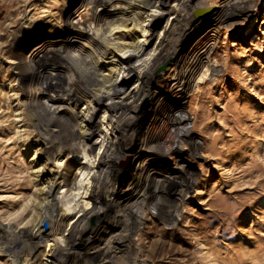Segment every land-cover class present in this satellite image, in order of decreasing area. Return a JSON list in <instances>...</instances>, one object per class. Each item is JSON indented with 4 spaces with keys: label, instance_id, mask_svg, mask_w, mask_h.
I'll return each mask as SVG.
<instances>
[{
    "label": "rangeland",
    "instance_id": "1",
    "mask_svg": "<svg viewBox=\"0 0 264 264\" xmlns=\"http://www.w3.org/2000/svg\"><path fill=\"white\" fill-rule=\"evenodd\" d=\"M139 1L145 8L122 0H0V233L4 228L31 229L34 220L49 217L34 261L54 264L55 254L66 246L63 236L79 218L76 206L87 189L88 195L95 190L100 149L110 141L105 116L122 111L113 106L106 113L89 94L70 100L69 88L55 90L52 114L69 109L78 114L77 132L86 136L91 149L77 155L59 144L47 148L46 129L37 127L36 109L27 103L44 100L41 88L53 83V78L20 79L27 63L21 64L20 71L14 62L54 55L59 56L58 66L74 76L84 59L85 66L102 75L96 90L107 92L126 81L128 90L122 94L126 101L132 88L143 86L150 94L140 104L133 126L121 133L116 146L125 159L107 176L102 212L75 244L79 258L74 262L99 264L104 250L111 248L114 254L107 264H264V0H249L250 9L240 10L243 13H238L241 0H204L186 25L175 12L184 0H167L164 10L156 0ZM103 4L111 5L112 16L100 15ZM91 19L92 28L86 31L83 23ZM97 38L126 45L131 60L122 58L121 49L101 47ZM145 45L144 54L134 59ZM205 47H213L210 55L204 53L205 67L193 60L184 65L190 53L196 56ZM160 52V64L169 57L172 62L158 66L143 84L139 75ZM197 66L196 84L187 98L181 97ZM182 68V75L176 77ZM127 69L134 72L127 75ZM182 105L181 120L190 122L189 135L182 130L187 136L184 142L173 137L169 149L176 145L181 159H170L161 143ZM92 121L96 124L90 130ZM67 168L73 170L68 177L73 184L70 192L57 188L66 179L57 174ZM156 181H165L173 192H184L181 215L172 225L150 204L135 233L137 216L143 212L135 204L138 195ZM55 197L63 199L61 204L48 205L46 214L45 206ZM149 199L156 200L152 195ZM62 214L66 215L63 221ZM56 238L59 245L50 241ZM9 239L17 245L29 238L27 233ZM11 256L0 254V264H13ZM23 258L21 264L29 260Z\"/></svg>",
    "mask_w": 264,
    "mask_h": 264
},
{
    "label": "bare ground",
    "instance_id": "2",
    "mask_svg": "<svg viewBox=\"0 0 264 264\" xmlns=\"http://www.w3.org/2000/svg\"><path fill=\"white\" fill-rule=\"evenodd\" d=\"M122 1L133 4L137 9H141L142 7L145 8L144 3L140 2L139 0L132 1V2H129L127 0H122ZM156 1L160 2L159 5L161 6V8H163V10L164 8L169 6L167 0H156ZM248 1L249 0L239 1L240 7H239L238 13L240 12L243 13V11H240V10L250 9L248 5ZM204 2H205L204 0L202 1H197V0L182 1L181 7L175 11L176 17L178 18V20L185 22V25H186L187 21L190 20L191 14H193L194 12L193 10H195L196 8H199L201 4ZM156 5L158 4L156 3ZM102 6H103L102 9L104 10V12L101 13L100 15L108 14L107 16H112V14H109V12H111L110 10L111 5L103 4ZM100 12L97 11V15H99ZM87 15H85L84 19H88L86 17ZM161 15L163 16L165 15V13L162 11ZM27 19L30 20L31 17L27 16L26 20ZM92 22L93 21L91 19V21L88 20L85 23H83V27H85L86 31L92 28L91 27L92 25L88 26V24H91ZM24 25L26 26L27 24L25 23ZM203 26L204 24H201L199 26V31H198L199 33L200 32L202 33ZM184 31H185V28H184ZM205 38L206 37H204L203 40ZM99 39L101 38H97L95 40L96 41L98 40L97 42L99 43L101 47L107 48L108 51L121 49L122 54H123L122 58H127V61L131 60L130 57L129 58L127 57L128 55L126 56L127 54L126 45L118 44L117 42L114 44V42L112 43L111 39H106L105 41H103L102 39L101 40ZM206 39L204 41H206ZM15 44L17 45V43ZM147 45H148V40H147ZM14 47L16 46L14 45L13 48ZM212 48L213 47H208V48L205 47L196 56L191 55L190 53L187 56L188 60H186L184 65L186 66L193 60V62L199 61L198 63L201 66L205 67L206 64L208 63V57L207 55L205 56L204 53L206 51H209V55H210ZM158 49L162 50L160 46ZM62 50L63 51L61 52L64 55H66L67 51H65V48H63ZM146 50H147V46L145 45L143 49L137 55L133 56V58L134 59H138V57L140 58V56H142V54H144ZM160 54L161 52L155 57V59L152 62V65H149L144 70V72L139 75V81H142L143 84L147 81L148 77H151L153 73L155 74V70L157 69L158 66L161 67V64L163 63L167 62L169 64L172 62L171 57H169L165 62L160 64L158 62ZM14 55H15V52H14ZM15 57L17 58L18 56L15 55ZM57 57L59 56L50 55V57H47L48 58L47 59L46 56L39 55L35 59L24 58L25 60H22L20 64L16 60L14 62L15 70H20V71L22 69L20 66L23 65V62L27 63L24 65L27 67V69L22 70L19 73L20 79L24 78L26 80L28 79L32 81L33 78H36L38 76H47V78L51 76V78H53V83L51 84L47 83L48 84L47 86H45L44 88H41L42 89L41 93H43L45 96L44 100H40V99L36 101L29 100V102L27 103L28 106H31V107L33 106L36 109L33 113V118L37 121V127L42 128V126H44L46 129L47 138L44 140V145H46L47 148H50V147L53 148L54 146H56V144H59L62 149L69 148L71 150L70 151L71 154L76 153L77 155L82 154L83 151L84 153H86L87 150L91 149V144L89 143V140L86 138V136L81 135L80 133L77 132L76 126L78 125V121L80 120V117L78 114L74 113L72 109H69L68 111L64 113H61V115H58V116L52 114L54 111V107H52L51 98H52V95H54L55 90L58 91L59 89L69 88V92L67 93L66 97H68L70 100L80 98V96H83L84 94H89L96 99L99 108L105 111L106 113L111 112L112 111L111 107L113 106H117L122 109L120 114L115 115L114 117L105 116V118L107 117L106 119H108V123L106 125L108 124L110 125V129L108 131H111L112 133L110 132L107 134V140L109 139L110 141L106 143L102 149H100V152L102 155L101 157L99 156L100 158L97 163V176L94 175L95 178L93 177L94 181L96 182L95 190L89 193V195H88L89 189H87V191L84 192L87 195L85 194L86 195L85 197L83 195L82 196L83 198L81 199L82 202H80L76 206V207H80V209L78 210L79 218L72 223V227L70 228V230H68L69 233L66 234V236H63L65 240L64 241L61 240L62 242H65L66 244V246H64L65 249L62 250L61 254L59 253L55 254V258L53 259L54 264H77V261L74 262V260L78 259L79 257L77 255V252H75L76 250H74V246L79 240V238L81 237V234L84 233V231L88 230L90 227H92V225L96 222V219L102 212L101 210L103 209L102 208L103 193L106 191V188L108 186L107 180H109L107 176L110 174L111 170L116 169V165L121 159L122 160L125 159L119 155V152L117 151V146H116L117 143L121 141L122 139V138L120 139L121 133L124 129H127L133 126L134 119L138 116V113H139L140 104L145 99L148 101L150 98V94L148 93L147 90L143 88V86L142 88L141 87L132 88L128 91L131 93L130 99H127L126 101V99H123L122 97L123 91L127 92L128 90V85L126 81H122L121 83H119V85H117V87L114 86L111 90H108L107 92H103L102 89L96 90L97 86L99 85V79L102 77V75L97 73L93 68L85 66V64L83 63L84 59H81L80 61L81 64L80 63L78 64L79 65L78 67L83 70L81 71L80 69V71L77 72V74L74 76L73 74H71L72 71L66 73V71L64 72V69L62 67L58 66L59 64L56 63V61L58 60ZM199 67L200 66H197L195 71L190 76H188V79H187L188 87H185L183 90H181V94H180L181 97L187 98L189 96L190 94L189 91L192 90V88L190 89V87L196 84V80H197L196 76H197V71ZM183 69L184 68L179 69L177 71L178 75H176V77H180L182 75ZM132 72H134L132 69H129V70L127 69V75ZM77 75L80 78H78ZM47 80H50V79H47ZM110 92H112L111 95H109ZM107 100H111V103L108 104L106 102ZM166 100L167 99H164V101ZM183 107L184 106L182 105L180 110L178 111L177 117L168 123V126H167L168 130L165 136L166 138L161 143V147L165 151V153L167 155H171L170 159L171 158L181 159V157L178 155V152H180V150L178 149L176 145L175 147L169 149V147L172 144H174L173 137L179 136V138L184 142L185 139H187V136H185L182 130H187L186 134L189 135L188 127L190 125V122L185 124L184 120H181V117L183 116L182 114ZM94 114H96V112ZM93 118H94V115L92 116V120H95V118L94 119ZM90 123L91 122H89V124ZM94 124H96V121L95 122L92 121L90 130L94 129L95 127ZM195 147L198 148V144H196ZM67 158L70 159L71 157L68 156ZM49 160H52V156L50 157ZM177 161H178L177 164H179L180 160H177ZM69 169L70 168H67L66 171L57 174V176H63L64 178H66L64 180V183H65L64 186L60 187V185H57L58 189L64 188L66 189V192H70L71 190L70 187L73 186V184L72 186H70L71 182L68 179V177H72L71 171L73 170H69ZM192 181L196 183L197 179L194 178L192 179ZM152 182L146 187L147 189L145 190V192L138 195V199L136 200L135 204L136 205L140 204L139 205L140 209L143 210V212L139 213V215L137 216L135 233L138 228L140 229V227L142 226V222L144 221V218H145L144 209L147 207H150V204L151 205L155 204L153 208L155 214H158L159 217H162L164 220H166V222L168 221L171 224L177 222L178 217L181 215L182 201L184 198H186V195L184 194V192L181 190L180 192L176 193L170 189L168 190L165 184V181H156V183H152ZM50 194L51 192L46 193L47 196H49ZM149 195H152V197L155 196L156 200H154V202L150 200ZM63 197H64L63 199H65L66 195H64ZM63 199L57 198V197L52 199L51 202L45 206L44 212L48 214L49 208L47 206L50 205L52 207V205L53 206L55 205L58 207V205L61 204V201ZM66 202L68 201L66 200ZM59 218L61 219V221H63L66 218V215L62 214L60 215ZM41 219L40 221L34 220V224L31 229L17 228V230L16 229L9 230L3 227L5 231L0 233V254H5V256L10 257L11 255H8V253H13V256H11V259H10L12 260L13 264H21L24 259L23 256H26L29 259V260H25L24 264H30L32 261H34V257L39 251H41V247L43 243L42 241L43 232H44L43 223L50 221L49 217L48 218L43 217ZM172 225H175V224H172ZM27 233H28L29 239L17 245L12 244L11 243L12 240L9 239L11 238L14 241V239L17 238L19 234H27ZM122 239L123 238L121 237L120 239H117V241L122 240ZM51 240L55 241L57 245H59L60 239L56 238V239H50V241ZM67 247H68V250L66 249ZM104 251L105 252L102 254L103 255L102 260L100 261L99 264H107L108 260L112 258L114 254V252L111 251V248H107ZM80 261L82 262L83 259H80ZM26 262H30V263H26ZM33 264H36L35 261L33 262ZM37 264H41V263L39 262Z\"/></svg>",
    "mask_w": 264,
    "mask_h": 264
}]
</instances>
